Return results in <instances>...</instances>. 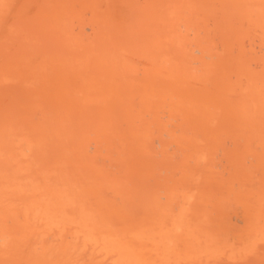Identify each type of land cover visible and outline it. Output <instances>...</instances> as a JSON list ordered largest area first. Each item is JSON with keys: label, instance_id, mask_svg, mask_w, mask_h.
<instances>
[{"label": "bare ground", "instance_id": "6f19581e", "mask_svg": "<svg viewBox=\"0 0 264 264\" xmlns=\"http://www.w3.org/2000/svg\"><path fill=\"white\" fill-rule=\"evenodd\" d=\"M0 264H264V0H0Z\"/></svg>", "mask_w": 264, "mask_h": 264}]
</instances>
